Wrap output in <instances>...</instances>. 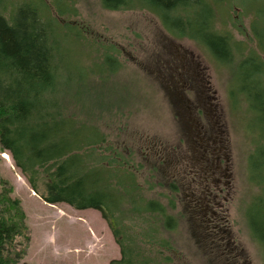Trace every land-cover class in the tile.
Segmentation results:
<instances>
[{
	"label": "rangeland",
	"instance_id": "374dc122",
	"mask_svg": "<svg viewBox=\"0 0 264 264\" xmlns=\"http://www.w3.org/2000/svg\"><path fill=\"white\" fill-rule=\"evenodd\" d=\"M34 1L45 4V18L57 20L72 111L128 161L147 198L168 208L176 203L169 212L178 227L169 236L179 264H264V244L247 217L262 191L248 169L256 129L236 86L239 62L257 50L251 28L259 1L210 0L211 28L232 39L230 60L217 58L201 37L166 27L151 6ZM172 14L188 15L182 9ZM259 14L264 17V9ZM2 153L0 190L13 188L29 225L22 261L110 264L121 257L99 210L45 202L10 153Z\"/></svg>",
	"mask_w": 264,
	"mask_h": 264
},
{
	"label": "trees",
	"instance_id": "16d2710c",
	"mask_svg": "<svg viewBox=\"0 0 264 264\" xmlns=\"http://www.w3.org/2000/svg\"><path fill=\"white\" fill-rule=\"evenodd\" d=\"M258 1L261 5L251 28L257 50L239 62L236 86L249 102V121L256 129L250 131L254 150L249 153L248 169L250 180L262 191L249 205L247 217L252 232L264 244V17L259 14L264 0ZM40 3L0 0L2 154L10 153L32 190L45 202L101 212L121 251V257L110 264H179L177 248L169 236L178 227V217L169 212L175 210L176 203L169 202L168 208L147 198L128 161L113 146H104L103 133L87 126L80 114L72 111L68 99L73 94L70 78L63 73L66 66L57 20L45 18L40 11L45 4ZM102 3L115 9L151 6L166 27L201 37L217 58H232L231 37L211 28L214 8L210 0ZM177 9L188 15L172 14ZM99 147L114 151L107 155ZM12 191L8 186L0 190V264H27L22 257L30 242L29 225Z\"/></svg>",
	"mask_w": 264,
	"mask_h": 264
}]
</instances>
